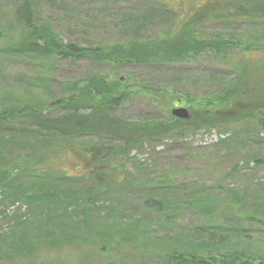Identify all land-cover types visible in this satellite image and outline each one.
Returning <instances> with one entry per match:
<instances>
[{
	"label": "trees",
	"instance_id": "obj_1",
	"mask_svg": "<svg viewBox=\"0 0 264 264\" xmlns=\"http://www.w3.org/2000/svg\"><path fill=\"white\" fill-rule=\"evenodd\" d=\"M147 9L145 13L134 12L135 15L129 16L128 21L131 22L127 25H135L137 21L139 26L148 23L161 25L154 34L111 43L86 44L77 39H62L50 23L48 14L35 8L33 0H19L16 4L13 13L18 31L5 44V35L0 30V55L42 63L57 57L83 59L113 68L126 64L184 63L200 54L212 53L233 62L236 71L229 83L222 81L224 75L212 80L220 86L206 97L208 99L203 102L205 110L194 112L191 109L185 119L173 116L164 107L166 112H163V119L132 122L118 118L115 112L128 101L126 85L124 87L109 73L89 74L58 82V95L55 97H52L49 86H44L42 92L47 99L43 102L39 99L37 102L25 101L20 98V93L18 100L22 103L17 100L1 103L0 142L11 143L13 137L17 136L28 143L31 139H39L42 146L32 149V153L34 150L39 152L36 157L31 155V149L28 151L30 160L24 162L30 170L28 182L21 180L18 185L17 181L13 182L14 170L17 172L20 166H24L20 165L15 155L9 152L11 158L0 160V234L19 229L25 231L24 215L13 200L51 199L58 195V191L53 190L57 187H60L63 196L71 195L76 201L83 199L80 193L88 197L84 199L85 205L80 211L66 209L65 212H53L46 223L53 218L60 219L58 215H64L74 225L77 222L83 224L85 219L100 210L95 200L99 189L80 187L75 183L84 179L93 186L106 187L118 183L129 152L137 146L158 145L199 130L238 133L247 123L264 132V43L260 39L242 38L235 33L205 29L215 23L264 21V0H152ZM159 17H165V20L157 22ZM32 85V81H28V85L23 87L26 96H31L28 94ZM198 99L191 100L193 105L199 104ZM81 137H97L103 141L84 144L77 140ZM10 146L15 148L14 144ZM253 163L261 167L264 158L254 159ZM249 164L250 161H245L241 166ZM240 169L234 164L232 173L226 176L232 177ZM230 198L235 207L232 208L240 211L245 192L240 194L233 188ZM202 206L205 215L214 210L212 204ZM11 207L14 208L9 212ZM219 212L227 219L239 216L233 210L227 211L229 215L224 210ZM240 213L248 224L255 222L264 227V214ZM64 233L52 229L49 234L37 236L28 231L21 235L11 250L20 257L31 254L38 244L28 240L29 237H42L43 244L40 246L57 249L74 239L73 235ZM95 235L103 248L110 244L120 246L126 243L130 247L126 248V255H132L134 260L130 263L127 258L115 256L105 264H264L263 252L241 248L240 245L230 247L223 236L209 235L198 239L190 234V240L156 246L149 241L151 233L147 228L125 222L100 227Z\"/></svg>",
	"mask_w": 264,
	"mask_h": 264
},
{
	"label": "rangeland",
	"instance_id": "obj_2",
	"mask_svg": "<svg viewBox=\"0 0 264 264\" xmlns=\"http://www.w3.org/2000/svg\"><path fill=\"white\" fill-rule=\"evenodd\" d=\"M151 1L33 0V5L41 9L43 14H48L50 23L62 39L96 44L124 41L134 36H149L158 31L161 25L154 23L139 26L137 21L135 25H127L131 22L128 18L136 12H146ZM18 2L19 0H0V30L5 35V44L18 31L13 13ZM156 20L163 22L165 17ZM205 29L210 32L235 33L242 38L256 41L260 39L264 43V21L215 23ZM218 55L220 54H200L187 62L170 65L126 64L113 68L83 59L57 57L42 63L0 55V104L16 100L22 103L18 100L20 93V98L25 101L28 99L37 102L39 99L43 102L47 99L42 92L44 86L48 85L52 97H55L58 95V82L83 78L89 74L109 73L110 77L124 87L126 85L128 101L115 112L120 119L132 122H144L150 118L163 119V112H166L163 107L168 108L169 112L180 107L188 112L191 109L194 112L205 110L203 102L208 99L206 97L220 86L216 84L217 81H213L224 75L222 81L229 83L236 71L233 62ZM28 81L33 84L28 94L31 96H26L23 91ZM193 98H199L197 106L191 102ZM13 139L11 143L0 142V160L4 161L15 155L20 165H24L20 166L19 172L15 169L13 173H16L13 175V182L17 181L18 185L21 180L28 182L29 179L30 170L24 164L30 160L27 157L28 151L31 149V155L38 156L39 152L34 150L32 153V149L42 146V141L31 139L28 143L17 136ZM77 140L84 144L103 141L97 137H81ZM10 144H14L15 148H11ZM257 158H264V132L252 123L245 124L238 133L199 130L158 145L137 146L129 152L118 183L106 187L89 185L86 179L75 183L80 187L99 189L95 200L100 210L85 219L83 224L77 222L74 225L64 215H58L60 219L53 218L48 224L46 220L56 211H80L85 205L84 199L88 197L84 193H80L83 199L78 195L80 201H76L71 195L63 196L60 187H57L53 190H57L58 195L51 199L22 198L12 201L10 198L15 206L21 208L25 231L19 229L0 234V264H105V261L116 258L115 256L125 260L127 258L131 263L134 260L132 255H126V248H130L126 243L120 246L110 244L104 250L103 244L96 241L95 231L117 222L147 228L151 233L149 241L156 246L190 240V234L198 239L211 235L223 236L230 247L240 245L241 248L264 253V227L255 222L248 224L240 213L264 214V165L255 166L253 160ZM245 161H250V164L242 167ZM234 164L241 167L238 174L226 176L227 173H232ZM233 188L240 194L245 192L240 211L233 209L235 207L230 198ZM208 203L213 205L214 210L205 215L202 205ZM13 208H9V212ZM221 210H233L239 216L227 219L220 216ZM52 229L62 230L66 232L65 235H73V241L64 243L57 249H49L40 246L43 244L42 237L33 239L27 235L30 238L28 240L38 244L31 254L20 257L21 255H15L11 250L23 233L30 231L41 236L49 234Z\"/></svg>",
	"mask_w": 264,
	"mask_h": 264
},
{
	"label": "water",
	"instance_id": "obj_3",
	"mask_svg": "<svg viewBox=\"0 0 264 264\" xmlns=\"http://www.w3.org/2000/svg\"><path fill=\"white\" fill-rule=\"evenodd\" d=\"M171 114H173L174 116H177L179 118L185 119L188 117L189 112L187 109L180 107V108L172 109Z\"/></svg>",
	"mask_w": 264,
	"mask_h": 264
}]
</instances>
